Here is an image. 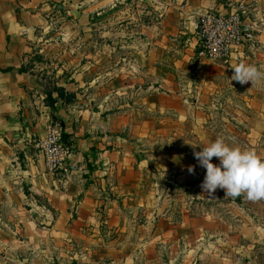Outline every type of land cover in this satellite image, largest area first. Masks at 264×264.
Instances as JSON below:
<instances>
[{
	"label": "rangeland",
	"instance_id": "1",
	"mask_svg": "<svg viewBox=\"0 0 264 264\" xmlns=\"http://www.w3.org/2000/svg\"><path fill=\"white\" fill-rule=\"evenodd\" d=\"M134 1L135 10L142 11L138 23L159 27L168 2ZM185 1H176L179 11ZM258 4L261 8L255 13L248 12L247 7L244 10L260 25L262 33L252 45L219 63L197 55L192 23L199 15L170 19L175 31L165 40L176 42L178 49L170 51L175 56L166 58L159 67L163 73L173 74L164 83L165 89H160L168 95H163L161 103L167 110L159 128L142 131L148 132L144 143L131 140L141 171L134 176V189L126 200L134 204L129 215L137 223L142 218L148 220L149 235L142 237L140 227L134 226L133 235L126 239L130 240L127 250L120 257L111 256L116 247L109 246V236L85 239L82 235H64L60 226L48 235L51 227L45 224V210L28 204L30 192L21 179L29 170L28 160L36 164L41 159L35 143L53 123L40 129L24 122L20 113L10 114L3 91L10 79H0V264H264V200L253 202L244 195L230 198L220 188L209 196L201 188L206 170L194 158V152L222 139L228 146L251 150L264 160V83L252 86L250 81L240 84L231 80L233 68L240 63L264 72V2ZM101 24L108 25V20ZM95 39L102 43V56L107 55L112 40L107 34ZM38 56V63L43 64V56ZM45 72L37 70L38 78L43 73L37 89L44 92L54 80ZM148 113L149 117L156 116ZM157 152L160 159L156 166L141 160ZM72 160L78 166L73 156ZM210 162L219 165L215 157ZM96 166L90 162L85 167L92 170ZM189 166H194V174L188 172ZM78 171L79 166L66 178L52 179L65 187ZM101 179L93 181L99 184ZM108 182L105 185L118 181L114 178ZM110 197L119 200L122 195ZM85 248L95 256L83 257Z\"/></svg>",
	"mask_w": 264,
	"mask_h": 264
},
{
	"label": "crops",
	"instance_id": "2",
	"mask_svg": "<svg viewBox=\"0 0 264 264\" xmlns=\"http://www.w3.org/2000/svg\"><path fill=\"white\" fill-rule=\"evenodd\" d=\"M165 1L169 7L164 19L159 27H149L138 23L142 11L135 10L134 0H0V79H10L3 90L7 111L20 113L24 122L40 129L59 124L72 142V156L79 166L65 187L57 185L41 159L40 164L28 160L29 170L22 174L21 181L30 192L27 202L45 210L50 236L58 226L63 227L60 232L64 235H82L85 239L109 236V246L116 247L113 257L127 250L130 240L126 239L133 235L134 226L148 238V220L142 218L137 223L129 215L134 204L126 200L134 189V176L141 171L131 140L144 143L148 132L142 131L159 128L167 110V105L161 104L165 92L160 89H165L164 83L173 74L163 73L159 67L166 58L175 56L170 51L178 49L176 42L165 40L175 31L170 19L247 8L255 13L261 8L259 1L264 2L186 0L179 11L177 0ZM106 20L108 25L101 24ZM106 34L112 42L108 54L103 51L102 56V43L95 37ZM38 55L43 56V64L38 63ZM4 69L9 71L3 73ZM44 69L46 75L53 76L52 86L73 95L72 101L57 99L54 107L45 104L43 88L37 89L43 76L38 78L37 70ZM159 159V152L141 157L153 166ZM90 162L97 165L92 170L85 167ZM101 176L99 184L93 181ZM114 178L116 185H105ZM116 193L122 197L111 200L110 194ZM82 254L90 257L96 253L85 248Z\"/></svg>",
	"mask_w": 264,
	"mask_h": 264
},
{
	"label": "built area",
	"instance_id": "3",
	"mask_svg": "<svg viewBox=\"0 0 264 264\" xmlns=\"http://www.w3.org/2000/svg\"><path fill=\"white\" fill-rule=\"evenodd\" d=\"M197 41V55L210 63L227 61L249 47L262 33L243 9L233 13L206 12L192 23ZM59 124L50 125L46 135L36 141L44 168L58 179L66 178L78 167L72 160V148L64 143Z\"/></svg>",
	"mask_w": 264,
	"mask_h": 264
},
{
	"label": "clouds",
	"instance_id": "4",
	"mask_svg": "<svg viewBox=\"0 0 264 264\" xmlns=\"http://www.w3.org/2000/svg\"><path fill=\"white\" fill-rule=\"evenodd\" d=\"M233 70L231 80L240 84L249 81L252 86L264 83V72L254 65L240 63ZM213 157L219 160V165L210 162ZM194 158L206 170L201 188L209 196L220 188L230 198L244 195L249 201L264 200V160L255 152L230 147L224 140L217 139L201 151L194 152ZM187 170L194 174V166Z\"/></svg>",
	"mask_w": 264,
	"mask_h": 264
},
{
	"label": "trees",
	"instance_id": "5",
	"mask_svg": "<svg viewBox=\"0 0 264 264\" xmlns=\"http://www.w3.org/2000/svg\"><path fill=\"white\" fill-rule=\"evenodd\" d=\"M1 71L5 73V72H8L9 69H4ZM18 72L19 73L23 72V69H19ZM53 93L57 95L56 99L52 97ZM44 94H45V97H44L45 104L50 107H54V105L57 102V99L64 100L66 102H70L74 99L73 95L65 94L63 88L55 86V85H53L50 89L46 90ZM63 141L64 143L68 144L70 147L72 146V142L70 138L65 134L63 135Z\"/></svg>",
	"mask_w": 264,
	"mask_h": 264
}]
</instances>
